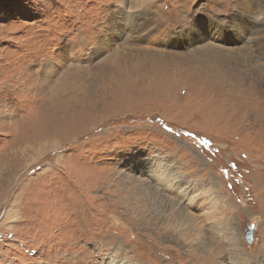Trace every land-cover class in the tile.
<instances>
[{
	"label": "rangeland",
	"instance_id": "374dc122",
	"mask_svg": "<svg viewBox=\"0 0 264 264\" xmlns=\"http://www.w3.org/2000/svg\"><path fill=\"white\" fill-rule=\"evenodd\" d=\"M137 5L0 0V264H264V49L188 80L155 52L221 0Z\"/></svg>",
	"mask_w": 264,
	"mask_h": 264
},
{
	"label": "bare ground",
	"instance_id": "6f19581e",
	"mask_svg": "<svg viewBox=\"0 0 264 264\" xmlns=\"http://www.w3.org/2000/svg\"><path fill=\"white\" fill-rule=\"evenodd\" d=\"M120 1L122 2L123 6H125L126 9L130 12L126 18L130 19V21H131L132 32L138 33V31L141 32L142 30H144L147 27L146 25H148V24L147 23L145 24L143 21L142 22L140 21V14H136V12H135V14L131 13L134 10V8L139 6V5H137V2L141 3L143 0H120ZM261 1L264 2V0H261ZM221 3L223 5V7L221 9L212 8V6L211 7L209 6L210 8H212V9H210L209 7H207L205 5V6L198 7L194 12H188L187 6L182 5V7H181L182 9L180 11L181 12L180 14L182 17L187 19L188 14H189V17L191 14L194 15L193 19L190 20L191 21L190 24L187 25L188 24V22H187L186 23L187 26L182 27V30L180 31L184 40L189 44H195L200 39H204L205 37H209V39H211L213 41V43L212 42H210L208 44L206 43L205 46H203V47L202 46L195 47V50L197 49V52H199L200 54H196L194 52H188V53H184V54H178V53L175 54V53L170 52V53H168V55L166 57V56H163V54H160L159 52L156 51L155 56L154 55L153 56L155 57V59H157L156 61H158L157 65H160V66L161 65H173L176 68H181V70L183 71L182 72L183 78H186L188 80H197L198 83H203V84L207 85V84H209L208 82H212V83L213 82H226L228 80L227 75L223 72V70L221 68V64L223 65V63H222L223 60L221 59L220 54L224 50L223 51L219 50V47L214 42H217V41L221 42V41H223V39H225L227 41L230 40L229 43H233L235 45V43L238 44V42L239 43L245 42V39L248 38V36L249 37L252 36L253 38H255V41H257L256 46H258L259 52L261 50H263L264 49V12L259 11L260 14L263 16V19L259 20L260 22L254 20L251 17V14H252L254 7H256V6L259 7V5L257 4L258 2L256 3V0H237V2H235L236 3L235 9L232 8V6H231L232 4H231L230 0H221ZM214 9H216L220 13L221 12H224V13L228 12L230 15V18L228 20L222 19L220 17V15H218L219 12L217 14V11ZM185 19H184V21H185ZM171 33L172 32H168L167 34H164V36H168L166 39H168L169 42L174 41V38H173L174 36L170 35ZM159 35L157 36L158 38L160 37ZM163 40H165V39H162L159 42L162 43ZM234 45L227 47V51L229 52L228 53L229 57H236V56H234V54H232L233 53V52H231L232 50L230 51V48L233 49L234 47H236ZM137 47H138V45H137ZM251 47H253V46H251ZM211 52L214 54H211ZM252 52H253V50H252ZM259 52H258V54H259ZM144 53H147V52H144ZM249 53H251V52H249ZM142 55L143 54L141 53V57H143ZM163 57L170 59V61L164 62L165 60L162 59ZM173 57H178V61H175V60L173 61L172 60ZM149 58H152V57H150V54H149ZM179 58H180V60H179ZM237 58H244V60H245L246 57L243 54L242 57L240 56ZM248 61H249V59H248ZM132 69L136 73H140L142 71V69L141 70L138 69L136 71L134 69V67ZM159 69L156 70L157 71L156 74H160Z\"/></svg>",
	"mask_w": 264,
	"mask_h": 264
},
{
	"label": "water",
	"instance_id": "95a60500",
	"mask_svg": "<svg viewBox=\"0 0 264 264\" xmlns=\"http://www.w3.org/2000/svg\"><path fill=\"white\" fill-rule=\"evenodd\" d=\"M248 229H249V232H248L247 238H248V240H251V231H252V229H251V227H249Z\"/></svg>",
	"mask_w": 264,
	"mask_h": 264
}]
</instances>
